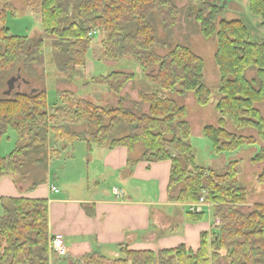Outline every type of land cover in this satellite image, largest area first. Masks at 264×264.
<instances>
[{
    "label": "trees",
    "instance_id": "16d2710c",
    "mask_svg": "<svg viewBox=\"0 0 264 264\" xmlns=\"http://www.w3.org/2000/svg\"><path fill=\"white\" fill-rule=\"evenodd\" d=\"M175 1L38 3L41 27L53 37V57L60 72L72 76L77 65H84L91 51L92 31L101 34L99 47L106 60L128 58L139 66L148 86L138 90V106L148 104V112L139 114L126 108L121 98L116 106H98L70 90H59L58 102L53 105L48 104L46 90L6 97L1 90L6 81L21 67L32 70L34 64L40 63L45 44L41 37L12 35L6 19L14 9L5 3L0 10V141L9 132L16 136L14 149L0 155V178L9 175L16 183L28 181V189L38 185L47 172L45 151L53 147L50 142L69 144L82 139L88 151L92 145L123 146L128 154L141 143V159L171 161L169 200L192 203L204 196V201L211 204L213 222L217 218L220 221L210 233H200L196 251L183 244L157 251L124 249L123 257L115 259L99 253L84 255L83 264H214L220 258L226 259L227 264H264V203H254L248 212L241 210L248 201L246 189L238 185L237 160L228 161L223 172L196 163L185 107L161 94L175 92L183 96L191 92L198 105L210 102L211 92L204 84V62L200 56L182 44L169 47L164 55L153 50L155 46H170L180 13ZM192 4L197 5L196 10ZM224 7V0H191L186 10V16L195 22L203 38H216L214 60L220 75V97L215 109L220 117L217 126L202 128L215 154L230 153L259 140L264 143V118L254 108L255 103L264 101V42H251L240 20L219 19ZM248 10L260 18L264 28V0H248ZM158 23L165 33L161 38ZM248 69L256 71V78L248 80ZM134 78V73L115 71L93 76L91 83L104 84L118 94ZM227 119L236 129H254L257 137L227 131ZM251 161H264L263 147ZM34 166L42 169V175L31 169ZM256 180L264 185V167ZM178 185V191L170 194ZM7 199L8 205L0 214V264H49L48 200ZM204 217L205 211L187 213V219L193 222Z\"/></svg>",
    "mask_w": 264,
    "mask_h": 264
},
{
    "label": "crops",
    "instance_id": "0c3cea01",
    "mask_svg": "<svg viewBox=\"0 0 264 264\" xmlns=\"http://www.w3.org/2000/svg\"><path fill=\"white\" fill-rule=\"evenodd\" d=\"M83 70L88 75L94 68ZM103 88L107 89L105 85ZM72 143L52 144L57 149L47 169L65 153L55 179L46 176L28 189V181L16 183L9 175L0 178V196L4 197L0 200L1 213L9 197L48 200V235L62 233L68 250L67 257L49 252V264H83L82 257L91 253L115 259L123 257L124 249L157 251L180 244L196 251L200 233L211 232L210 203L202 207L204 219L193 222L187 219L189 203L168 199L170 160L141 159L143 149L136 152L137 144L130 154L123 146L92 145L75 160L70 151ZM51 184L57 192L50 190ZM253 204L248 201L241 210L248 207L250 211Z\"/></svg>",
    "mask_w": 264,
    "mask_h": 264
},
{
    "label": "rangeland",
    "instance_id": "374dc122",
    "mask_svg": "<svg viewBox=\"0 0 264 264\" xmlns=\"http://www.w3.org/2000/svg\"><path fill=\"white\" fill-rule=\"evenodd\" d=\"M225 7L218 17L225 20H240L247 28L251 42H264V28L261 27L260 18L250 14L248 10V0H224ZM9 4L14 11L7 14L6 26L10 29L12 35H25L32 39L39 37L44 40V53L41 57V62L34 64L32 70H25L21 67L18 71H14L13 75H19V78L14 82L12 89L9 93H5L7 85L1 90L2 93L10 98L14 93H30L36 90H46L48 104L53 105L58 102V91L70 90L75 93L79 98L92 101L98 106L110 105L116 106L119 98L122 99V104L136 113L148 112V104H143L139 107L138 90L147 89L148 86L144 82V75L139 66L128 58H122L117 61H108L103 56V51L99 47L101 34L92 38L91 51L86 56L84 65L76 66L75 72L72 76L62 73L57 69L54 55H53V37L46 34L41 27L38 3L39 0H0V10L4 5ZM175 3L179 10V15L176 25L172 30V37L169 39L170 46H155L153 50L164 55L167 53L169 47L176 44H182L190 48L196 55L200 56L204 62L203 77L204 84L210 89V102L205 106H200L195 102L193 93L189 92L183 96L177 93L161 92L164 97L174 99L177 104L182 105L186 109V119L190 124L191 136L190 144L194 149L196 156V163L199 166L215 169L216 171L223 172L226 164L230 160H237L238 164L236 169L238 171V185L246 189L247 201L252 203H259L264 200V185L257 182L256 177L264 167V161L260 163H253L252 157L259 152L261 147L264 148V143L258 141L252 145H242L236 151L223 154H215L211 148V144L202 134V128L205 125H218L220 117L219 112L215 109V103L220 97L218 85L220 75L218 67L214 60V55L217 49L216 38H203L198 32V27L191 18L186 16L187 5L191 4V0H176ZM191 8L196 10L197 5L192 4ZM158 23V36L164 37L165 33L162 31ZM93 66L94 71L86 75V70ZM84 67V68H83ZM122 71L125 73H134L135 78L129 82L122 90L116 94L110 91L107 87L103 88L104 84L91 83L92 76L107 75L111 72ZM248 80L256 78V71L248 69L245 73ZM157 88H155L156 90ZM1 94V92H0ZM137 104V105H136ZM261 116L264 118V101L254 104ZM83 128V127H80ZM79 129V127H77ZM225 129L232 133L241 136L257 137L256 131L252 128L236 129L230 122L226 120ZM16 145V136L14 133L9 132L0 141V155L5 156L11 152ZM52 146V143L50 142ZM52 148V149H51ZM54 147H47L46 153L48 156L47 164L54 155ZM135 149H143L141 143H137ZM76 160L78 155L86 154V142L82 139L74 140L71 150ZM135 152V153H136ZM64 155L60 160L53 163L52 167L47 169L44 177L55 179L57 176L59 165L64 160ZM35 167V166H34ZM31 169L36 171V167ZM41 169V168H40ZM42 170L39 174L42 175ZM26 182V181H21ZM248 203V202H247ZM1 207V206H0ZM244 212L248 211L243 208ZM1 213V209H0ZM48 235V242H49ZM214 264H227L226 259L220 258Z\"/></svg>",
    "mask_w": 264,
    "mask_h": 264
},
{
    "label": "built area",
    "instance_id": "2783aa9c",
    "mask_svg": "<svg viewBox=\"0 0 264 264\" xmlns=\"http://www.w3.org/2000/svg\"><path fill=\"white\" fill-rule=\"evenodd\" d=\"M89 35L92 37L93 36L96 37V36H98V32L92 31L89 33ZM50 190L53 192H57L58 188L54 184H51ZM206 204H207V202L204 201V196H202L197 202L189 203V209L188 210L192 213H198V212L202 211V207ZM219 222L220 221L218 218L215 219L214 226H217L219 224ZM48 248H49V252H52L57 257H67L68 256V250H67V247L65 245L64 235L60 232H54L51 234V236L49 237Z\"/></svg>",
    "mask_w": 264,
    "mask_h": 264
},
{
    "label": "water",
    "instance_id": "95a60500",
    "mask_svg": "<svg viewBox=\"0 0 264 264\" xmlns=\"http://www.w3.org/2000/svg\"><path fill=\"white\" fill-rule=\"evenodd\" d=\"M19 78V75L16 76H11L7 81H6V85H7V90L5 91V93H9L10 90L13 87L14 82Z\"/></svg>",
    "mask_w": 264,
    "mask_h": 264
}]
</instances>
